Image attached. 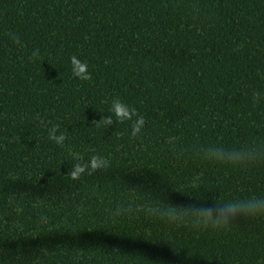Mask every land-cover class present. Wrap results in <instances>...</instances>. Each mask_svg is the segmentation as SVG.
<instances>
[{
    "label": "trees",
    "instance_id": "obj_1",
    "mask_svg": "<svg viewBox=\"0 0 264 264\" xmlns=\"http://www.w3.org/2000/svg\"><path fill=\"white\" fill-rule=\"evenodd\" d=\"M115 99L144 117L137 136L131 121L94 122ZM212 143L256 162H205ZM93 155L109 166L67 175ZM253 195L264 0H0V264H264V218L198 230L147 212Z\"/></svg>",
    "mask_w": 264,
    "mask_h": 264
},
{
    "label": "clouds",
    "instance_id": "obj_2",
    "mask_svg": "<svg viewBox=\"0 0 264 264\" xmlns=\"http://www.w3.org/2000/svg\"><path fill=\"white\" fill-rule=\"evenodd\" d=\"M15 42H19L13 37ZM36 52L33 53V57ZM72 66V74L77 79L88 81L91 75L88 72V65L81 61L77 56L70 58ZM259 93H253V101H256ZM111 115L107 118L103 116L96 122L97 126L107 128L114 122L123 123L131 121V135L137 136L145 124V119L139 115L135 108L129 107L126 103L119 99H115L109 108ZM57 128L53 127L49 130L48 138L58 145H63L66 137L63 134L57 135ZM198 156L205 162L221 165L239 166L256 162L257 155L254 149L249 148H225L219 143H212L205 146ZM109 166V162L102 156L93 155L87 163H74L68 172V176L72 180L79 179L85 173L100 169H105ZM134 208L129 206L124 211L132 212ZM149 215H154L169 224L181 225L190 223L194 229L198 230H221L229 227L233 221L239 217H247L249 219L264 218V196H250L244 199H235L229 201L220 200H191L183 203L169 202L167 205L150 206L147 209ZM160 264V262H158Z\"/></svg>",
    "mask_w": 264,
    "mask_h": 264
}]
</instances>
